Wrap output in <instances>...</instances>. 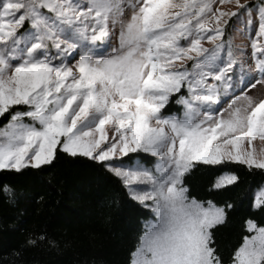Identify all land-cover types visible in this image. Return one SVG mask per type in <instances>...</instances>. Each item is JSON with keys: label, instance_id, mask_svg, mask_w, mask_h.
<instances>
[{"label": "snow or ice", "instance_id": "6c2138e0", "mask_svg": "<svg viewBox=\"0 0 264 264\" xmlns=\"http://www.w3.org/2000/svg\"><path fill=\"white\" fill-rule=\"evenodd\" d=\"M218 3L235 9L217 0H0V170L39 168L58 149L106 168L154 215L129 264H224L210 230L225 210L190 199L184 176L195 162L264 170V149L252 147L264 142V99L247 95L256 80L248 57L223 39L228 27L247 30L264 79V0ZM172 102L180 112L165 115ZM236 180L226 173L215 186ZM253 206L264 207V189ZM246 228L230 264H264V226Z\"/></svg>", "mask_w": 264, "mask_h": 264}, {"label": "trees", "instance_id": "16d2710c", "mask_svg": "<svg viewBox=\"0 0 264 264\" xmlns=\"http://www.w3.org/2000/svg\"><path fill=\"white\" fill-rule=\"evenodd\" d=\"M165 108L171 114L179 111L175 102ZM224 173L237 180L218 188ZM183 183L190 199L224 208L225 221L210 231L224 264H230L234 249L252 234L246 221L264 226V207L253 206L254 191L264 186V170L228 161L197 162ZM2 184L12 193H0V264H129L144 222L151 218L110 171L59 149L39 168L0 170Z\"/></svg>", "mask_w": 264, "mask_h": 264}, {"label": "rangeland", "instance_id": "374dc122", "mask_svg": "<svg viewBox=\"0 0 264 264\" xmlns=\"http://www.w3.org/2000/svg\"><path fill=\"white\" fill-rule=\"evenodd\" d=\"M243 2H244V0H241V3H243ZM247 2L249 4L259 5L261 3V0H247ZM214 7H220L221 9H223L225 11L234 10L235 9L234 3L219 4L218 0H217V4H215ZM234 19H235L234 17L230 18V20H229L230 25H231V23H232V21ZM256 27H257V18H256V15H255V12H254L253 13V22H252V35L253 36H254ZM118 28H119V26L117 25V32H118ZM235 28L236 29H240V30L237 31V30H234L233 27H228L226 29V32H225V35H224L223 39L226 40L228 35H231L232 38H233L232 39V45H233L234 50L242 51L248 57V61L247 62L250 65V68L245 69V71L249 72V74L251 76L255 77L256 80L253 81V83H255V87L247 88V95L252 97V98H254V99H256V100L264 99V79H262L259 76V74L255 71V64L253 63V61L250 58L252 49H251V40L249 39V33H248L247 30L241 28V26L239 24L235 25ZM111 43H113V44L117 43V40H116L115 36L112 38ZM202 43L204 44L205 47H209L210 48L212 46L207 41H203ZM257 81H260V82H257ZM237 93H239V89H237ZM244 103H245V101H243V100L238 102V104H244ZM223 107H227V105H223ZM178 108H179V111L178 112H173L172 114H178L180 112L182 106L178 105ZM165 109L166 108L161 110L165 115L171 114V113H167ZM225 115H226V113H225ZM109 134H111V133L109 132ZM244 146L247 147V141H245V145ZM252 147L255 149L256 153L259 155L261 149H264V142L260 141L259 138H257V139L252 141ZM128 155L129 156H134L135 154L129 153ZM140 155L143 156L145 154L140 153ZM121 159L127 161V157H121ZM147 159H148L149 162H152V161L155 160V157L148 156ZM195 163H197V162H195ZM225 174L226 173H224L222 176H224ZM217 181H218V179H217ZM217 181H216V184H217ZM229 184H231V183H225L222 186L229 185ZM222 186H220V187H222ZM220 187H218V188H220ZM261 189H264V186H262V187H260V188H258V189H256L254 191V201H255L256 195L258 194V192ZM147 203H151V201H148ZM202 204L204 205V207H208V203L207 204L202 203ZM216 207H218V206H216ZM145 208H147V207H145ZM147 209L151 213V218L150 219H154V215H153L151 209L150 208H147Z\"/></svg>", "mask_w": 264, "mask_h": 264}]
</instances>
